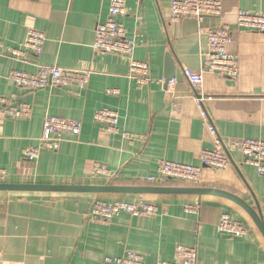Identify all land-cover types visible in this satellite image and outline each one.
<instances>
[{
    "label": "crops",
    "instance_id": "1",
    "mask_svg": "<svg viewBox=\"0 0 264 264\" xmlns=\"http://www.w3.org/2000/svg\"><path fill=\"white\" fill-rule=\"evenodd\" d=\"M172 1L126 0V15L119 18L136 43L134 59L150 66L153 82L140 86L127 76L129 58L93 49L111 0H0V41L6 47L21 48L30 31L47 38L40 56L16 61L0 55V96L32 108L31 117L21 120L0 112V184L155 187L147 179L158 175L162 160L203 167L201 152L216 146L211 124L230 165L218 171L203 168L196 184L166 186L222 190L253 208L258 202L264 218V176L245 164L242 152L246 139L264 142V34L237 27L238 12L264 13V0H222V15L201 24L192 18L171 22ZM223 25L231 28L234 40L228 51L239 59V75L230 80L205 74L197 90L204 100L200 109L183 71L202 68L207 37L201 29ZM168 51L180 79L166 82ZM40 66L92 75L78 95L58 87L30 91L10 79L12 71L34 74ZM101 109L118 112L120 131L142 138L110 134L94 120ZM49 116L82 122V133L66 136L58 151L43 150L37 161H27L24 150L39 145ZM95 163L106 165L111 176H92ZM97 200H142L158 212L95 220L89 212ZM187 206L200 209L188 212ZM224 214L242 223L247 234H219ZM180 245L197 248L200 264H264V238L253 220L218 196L0 191V264H104L105 258L129 251L142 255L146 264H159L176 261Z\"/></svg>",
    "mask_w": 264,
    "mask_h": 264
},
{
    "label": "built area",
    "instance_id": "2",
    "mask_svg": "<svg viewBox=\"0 0 264 264\" xmlns=\"http://www.w3.org/2000/svg\"><path fill=\"white\" fill-rule=\"evenodd\" d=\"M223 12L222 0H174L170 5V21L179 22L192 18L200 24L207 18H219ZM126 15V0H111L109 16L105 22L98 24L95 31L93 49L96 52L114 54L129 58L128 78L140 86L151 84L150 66L148 63L134 59L136 43L128 38L126 28L119 22V18ZM237 27L241 31L264 34V13H252L241 10L237 15ZM207 37V51L204 54L202 68L199 72L184 70V78L196 90L198 106L202 109L203 97H199L197 90L202 87L205 74L221 75L230 80H236L239 75V59L228 51V46L233 42L231 28L223 25L215 29H201ZM47 41L45 34L30 31L21 48L6 47L0 41V55L16 61H25L29 55L40 56ZM92 72L85 70H70L55 66H40L34 74L21 71H12L10 79L17 87L30 91H39L51 87L65 88L69 93L78 95L85 89ZM109 94H117L116 90H108ZM0 112L5 117L13 120L28 119L32 115L29 104L16 101L12 98L0 96ZM202 116L206 118L205 112ZM97 124L103 126L110 134H121L123 138L134 141L141 136L121 132L119 129L120 116L118 112L101 109L94 115ZM82 122L64 119L55 116L46 117L43 121V133L39 145L24 150V158L34 162L40 157L41 151H58L66 136L79 137L82 133ZM210 133L215 137L216 146L213 150L201 152L203 167L191 166L181 163L162 160L159 162L158 175L149 177L147 182L155 187H165L169 182H184L196 184L200 182L203 168L214 171L225 169L230 165L226 148L221 138L217 136L213 125L208 126ZM245 164L254 167L259 176H264V142L246 139L242 144ZM92 176L110 177L108 167L95 163ZM2 175L0 174V178ZM199 206H187L186 210L197 212ZM155 206L145 204L142 200L138 203L124 201L107 202L97 200L89 212V218L95 220L111 221L122 213L134 217L152 215L157 213ZM219 234L235 238L247 234L246 227L229 214H224L217 226ZM104 264H146L142 255L129 251L121 257H107ZM159 264H200L198 250L194 247L180 245L177 247V260L174 262H160Z\"/></svg>",
    "mask_w": 264,
    "mask_h": 264
},
{
    "label": "water",
    "instance_id": "3",
    "mask_svg": "<svg viewBox=\"0 0 264 264\" xmlns=\"http://www.w3.org/2000/svg\"><path fill=\"white\" fill-rule=\"evenodd\" d=\"M167 74L166 82L171 78L180 79V74L176 69V61L172 52L166 55ZM176 73V75L174 74ZM201 97V96H199ZM227 151V150H226ZM228 158L230 155L227 151ZM2 192H45V193H76V194H97V195H196L200 199L202 196H218L229 200L246 212L255 223L264 238V218L258 202L253 208L245 200L231 193L209 188L190 187H126V186H51V185H22V184H0Z\"/></svg>",
    "mask_w": 264,
    "mask_h": 264
}]
</instances>
